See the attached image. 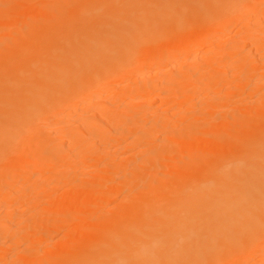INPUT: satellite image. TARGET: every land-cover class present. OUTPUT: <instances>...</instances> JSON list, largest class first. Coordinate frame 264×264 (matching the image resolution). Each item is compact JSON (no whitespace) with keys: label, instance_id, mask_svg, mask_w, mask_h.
Listing matches in <instances>:
<instances>
[{"label":"bare ground","instance_id":"bare-ground-1","mask_svg":"<svg viewBox=\"0 0 264 264\" xmlns=\"http://www.w3.org/2000/svg\"><path fill=\"white\" fill-rule=\"evenodd\" d=\"M46 1L35 5L37 0H15L8 7L1 6L6 10L0 18V46L8 44L10 48H3L6 53L0 56V195L24 172L48 169L51 174L19 181L25 191L14 187L16 195L3 200L7 214L21 213L19 204L23 202L28 206L24 210L36 214L31 223L17 220L13 228L9 221L0 220L10 225L0 231L7 239L0 242V259L8 256L9 247L29 241L28 252L9 255L10 261L4 262L35 264L42 255L39 249L47 248L38 244L40 235L48 236V231L41 234V226L48 225L44 230L50 228L51 233L62 222L73 220L85 233L80 237L74 231L77 241L70 238L75 234L68 235L65 238L71 240L55 244L52 255H43L46 259L38 264H244L255 254H259L255 264H264V93L262 101L245 110L234 108L231 101L254 79L230 88L226 97L210 98L201 115L189 111L179 116L184 124L178 130L173 127L178 115L167 108L171 121L151 120L150 131H144L146 123L141 122L142 117L154 113V100L186 105L189 85H179L178 78L172 76L174 80L161 81L151 73L143 82L131 81L148 67L153 72L152 65L175 62L180 53L193 51L196 42L210 31L230 28L260 0ZM259 24L262 34L257 33L255 42L251 41V48L257 50L264 45V27ZM249 26L254 25L250 22ZM226 48L214 52L222 62L234 56ZM206 54L200 60L194 53L197 59L193 62L204 61ZM182 57L188 60L193 55ZM169 64L174 66L171 71L180 70ZM236 65L242 72L247 68L245 60ZM178 73L176 76L186 80L192 74ZM125 80L129 83L121 88ZM208 80H201L199 87L211 85L213 80ZM116 87L122 94L118 100L102 98ZM228 102L234 109L221 113ZM142 103L151 104L147 110L142 107L144 116L135 120L129 109ZM64 111L78 116L66 117L74 120L71 129L63 126L58 130L59 125H66L67 120L60 119ZM46 121L56 123L58 129L45 128ZM162 129L171 133L162 134ZM33 133L42 142L35 150L28 148L30 156L26 152L27 156H22L20 141L37 140L32 139L36 137ZM114 146L119 148L118 154L110 151ZM137 148L141 150L128 154ZM106 158L110 159L103 170L98 169ZM74 162L97 169L93 175H71ZM6 169L11 171L7 174ZM116 171L123 172L118 183L116 178L112 180ZM5 176L8 179L4 181ZM54 178L75 190L61 192L64 195L55 201V210L49 206L51 209L36 211L41 203L36 188ZM117 194L123 195L120 201L114 200ZM21 196L27 198L18 203ZM114 201V210L104 209ZM81 228L79 232H83Z\"/></svg>","mask_w":264,"mask_h":264},{"label":"rangeland","instance_id":"rangeland-1","mask_svg":"<svg viewBox=\"0 0 264 264\" xmlns=\"http://www.w3.org/2000/svg\"><path fill=\"white\" fill-rule=\"evenodd\" d=\"M15 0H0V18L2 19L3 18V16L5 15V12H3V11H5L6 10V8H4V9H1V8H3V7H1V6H5V7H8L7 5H9V4H11L12 2H14ZM38 2H34L33 4H35V5H39V1H42V0H37ZM43 1H46V0H43ZM57 1H59V0H57ZM56 0H48V2H50V3H55V2H57ZM47 2V1H46ZM3 4V5H2ZM55 4H57V3H55ZM32 5V4H31ZM35 5L34 6H31L30 8L31 9H33L34 7H35ZM52 5V4H51ZM30 6V4L28 5V7ZM30 8H28V9H30ZM251 11H254V12H251ZM248 13V14H247ZM247 13H246V15H249V13L251 14V13H256V14H251V16H249V18H250V20L251 21H249V23H248V25H247V22H248V19L249 18H247V20H246V18L245 17H247L246 15L244 16V17H241V18H239V21H238V19H236V21H235V24H234V22H233V25H231L230 26V28H229V26L227 27L228 29H226V28H221V29H214V30H212V31H210L207 35H205L202 39H199L197 42H196V46L195 47H193V51H192V49L191 50H189V51H187V52H185V54L183 53H180L179 55H181V56H178V57H176L175 58V62L174 61H167V62H169L170 64H174V65H176V67L174 68V69H176L177 68V70L178 69H180L179 71H176L175 72V70H173V71H171V68L172 67H174L173 65H170L169 63H167V62H163V65H161V66H158V65H156V66H154V67H152V66H150V68H153L154 70H153V72H152V69H151V71H149V67H148V70H147V72H141L140 73V75L138 74V75H134L133 76V78L131 79V81L133 80V79H140L141 81H142V79H143V81H145V79L144 78H146V77H150V73H151V75L153 74V78H156V79H160L161 81L162 80H167V79H173L174 80V78H175V80L178 78V84L179 85H182V84H185L186 82L188 83V90H186V92H185V94H188L190 97H189V100L186 102L187 104L186 105H188V106H186V105H180L178 102L179 101H171V102H169V101H166L165 103L167 104H165L164 103V101H163V103H162V100H160V98H157V99H155L154 101H156L155 103H154V107H153V111H154V113L152 114V115H148V116H144V114H142V113H140V112H145L147 109L146 108H148L149 109V106L150 105H147V104H151V103H142V104H138V105H136V109L134 108V106H132V108H130L129 110L130 111H132L131 113H133L134 114V116H132V118H134L135 120H138L141 116H144V117H142V118H147L146 120H148L149 119V122H147V121H145V119L141 122V123H146L145 124V126L143 127V129H145L144 131H146V130H148V131H150L151 130V124H150V122H151V120L153 121V122H158V121H160L161 122V120H162V122H167V121H164L165 119L166 120H170L171 121V119L166 115V110H167V108L169 109L170 108V110L171 111H173V112H176V114L178 115V117L177 118H175L173 121H174V123H173V127L174 128H177V130H178V128L180 129V128H182L183 127V119H181L179 116H183L184 114L185 115H187L186 113L188 112L189 113V111H190V113L192 112V113H199L200 112V110L202 111V110H205V108H206V105H204L207 101H209L210 100V98L212 99V98H214L213 96H215V97H217V96H219V97H221V95L222 96H225L224 94H226V91L228 92L229 91V89L231 88V89H233V88H235V86L237 85V84H239V83H243V82H247L248 80H250V79H254V81H253V79H252V83H250L249 81V88H246L242 93H239V94H237L236 96H235V99H237L236 101L234 100V99H232L231 101H232V103L234 102V104H233V106H235L234 108H238V109H248V108H250V107H253V106H255L257 103H259V101H262L261 99H262V94L264 93L263 91H264V62H262V63H260V61H264V60H262V59H264V45H263V47L262 48H259L258 50H257V48L255 49V48H251V47H253L251 44H253V42H255V40L257 39V37L259 36V35H261L262 34V31L261 30H259V28L261 29V27H257L256 25L257 24H259V22H260V24H261V20H263L264 19V0H260V2L255 6V7H251V8H248L247 9ZM258 14V16H259V14H261V16H262V18H261V20L259 21L258 19H260V18H257V17H255L256 15ZM263 14V15H262ZM6 17V16H5ZM253 17V18H252ZM260 17V16H259ZM244 18H245V20H244ZM1 19H0V21H1ZM241 19H243V20H241ZM253 19L255 20L254 21V23L255 24H252V22H253ZM259 22H258V21ZM247 21V22H246ZM250 22H251V25H254V26H249L250 25ZM257 23V24H256ZM262 23H264V22H262ZM259 24V25H260ZM263 25V27H264V24H261V26ZM262 30L264 31V29L262 28ZM259 31V32H258ZM258 33V36H255L256 34ZM252 37H254V38H252ZM251 41H253V42H251ZM243 43V44H245V45H243V46H240L239 45V43ZM0 44H1V42H0ZM195 44V43H194ZM250 44V45H249ZM262 44H264V40H263V42H262ZM238 45V46H237ZM247 45V46H246ZM3 45H1L0 47H2ZM5 47H2V48H0V56H2V55H5V54H2V52L4 51L3 50V48L5 49V51L6 50H8L9 48H10V46L8 45V44H5L4 45ZM9 46V47H8ZM233 46V47H232ZM246 46V47H245ZM220 47V48H219ZM222 47V48H221ZM227 47V48H226ZM8 48V49H7ZM194 48H195V51H194ZM224 48H226L227 50H230V51H233V54H234V56L232 57V59H228V61L227 62H222L223 61V58H221L220 56V60H218V55L216 56L215 55V53H216V51H217V53L221 50V49H224ZM199 50V51H198ZM4 51V52H5ZM191 52H192V55H193V57H189L188 58V60H189V62H188V60H187V58L185 57L184 59H183V57H182V55H185V56H187L189 53L191 54ZM196 54V55H198V57H202L203 58V54L205 53H207V52H209V54H206V56H205V60H206V62H204L203 60L202 61H200L201 60V57H200V60H197V61H199V62H197V61H194L193 62V60H195V58L197 59V56H194V53ZM213 52V53H212ZM215 52V53H214ZM6 53V52H5ZM213 54V55H212ZM241 54H243V55H241ZM211 55V56H210ZM208 56V57H207ZM243 56V57H242ZM211 57V58H210ZM179 58H181L182 60H179V61H177V59H179ZM208 58V59H207ZM216 58V59H215ZM239 59V60H238ZM187 60V61H186ZM191 60H192V62H191ZM234 60H236L235 61V63H234ZM245 60V64H247V68H246V66L245 67H243V72H242V68H238V64L236 65V63H240L241 61H244ZM247 60V61H246ZM185 61V62H184ZM212 63H211V62ZM239 61V62H238ZM174 62V63H173ZM177 62V63H176ZM204 62V63H203ZM214 62H216V63H214ZM220 62H222V63H220ZM164 63H166V65H164ZM220 63V64H219ZM224 63H226V65L224 64ZM168 64L170 65V66H168ZM178 64H180L179 66H177ZM184 64H186V65H184ZM206 64V65H205ZM223 64V65H222ZM250 64V65H249ZM202 65V66H201ZM172 66V67H171ZM200 66L202 67V68H200ZM205 66V67H204ZM220 66V67H219ZM221 66H222V68H221ZM225 66V67H224ZM170 67V68H169ZM216 67H218V68H221V69H217ZM249 67V68H248ZM182 68V69H181ZM202 69V70H200V69ZM226 68V69H225ZM147 69V68H146ZM199 71H198V70ZM165 70L168 72H165ZM192 70V71H191ZM196 70V71H195ZM241 70V72H238V73H236L237 71H240ZM144 71V70H143ZM195 71V72H194ZM209 71V72H208ZM149 72V73H148ZM181 73V75L182 74H185L186 72H190V73H192V74H194V75H192L191 74V79H190V77H189V79L187 78V80H186V78H184L183 76H176L177 74L176 73ZM198 72V73H197ZM206 72V73H205ZM221 74H220V73ZM146 73V74H145ZM148 73V74H147ZM169 74L170 75V77L167 75V74ZM178 73V74H179ZM196 73V74H195ZM203 75H202V74ZM235 73H236V75H235ZM199 74V75H198ZM154 75H156V76H154ZM202 75V76H201ZM174 77V78H172V77ZM151 77V78H152ZM167 77V78H166ZM177 77V78H176ZM184 79H183V78ZM222 77V78H221ZM249 77V78H248ZM225 78V79H224ZM148 79V78H147ZM208 79H211V80H213V81H211V85H202L201 84V87H199L200 86V81L201 80H206V82H210ZM227 79V80H226ZM248 79V80H247ZM180 80V81H179ZM183 80V81H182ZM225 82H224V81ZM229 80V81H228ZM255 80H256V82H255ZM126 81H128V82H126ZM134 81V80H133ZM136 81V80H135ZM142 81V82H143ZM161 81H159V82H161ZM191 83H190V82ZM199 83H198V82ZM218 82H220V83H218ZM127 83H129V80H125V81H123V83L120 85V87L121 86H124V87H121V88H125L126 87V85H127ZM198 83L199 85H196V84ZM213 83V84H212ZM217 83V85H215ZM231 83V84H230ZM218 84H219V86H218ZM221 84V85H220ZM213 85V86H212ZM140 86H142V85H140ZM194 86H196V87H194ZM206 86H208V87H206ZM211 86V87H210ZM120 87H116V88H114L113 90H110V91H108V95L105 93V94H103L104 95V97L102 96V98H105V100H107V101H109V100H112V99H116V100H118V96H120V95H122L121 94V89H120ZM190 87V88H189ZM213 87V88H212ZM212 88V89H211ZM221 88V89H220ZM196 89V90H195ZM209 89V90H208ZM119 90V91H118ZM219 90H221V91H219ZM234 90V89H233ZM214 91H215V93H214ZM259 91H261V92H259ZM223 92H225V93H223ZM119 93H120V95H119ZM143 93H145L144 91H143ZM213 93V94H212ZM111 95V96H110ZM153 96L154 95H156V93H153L152 94ZM192 96H194L193 98H192ZM226 96H227V94H226ZM225 96V97H226ZM116 97V98H115ZM196 97V98H195ZM238 97V98H237ZM128 101V100H127ZM230 101V100H229ZM256 102V103H255ZM161 103V104H160ZM229 103V105H230V102H228ZM237 103V104H236ZM163 105H164V107H163ZM180 105V106H179ZM198 105V106H197ZM228 104H227V106H225V108H222L221 109V113H226V111H231L232 109H234L233 108V106L232 105H230L229 106ZM186 106V107H185ZM202 106V107H201ZM205 106V107H204ZM240 106V107H239ZM145 108V109H143V108ZM163 107V108H162ZM199 110H198V109ZM191 109V110H190ZM134 110L136 111L137 110V112L135 113L134 112ZM198 110V111H197ZM130 111H129V113H130ZM139 111V112H138ZM128 112H126V114H129ZM189 113V114H190ZM191 113V114H192ZM201 113V112H200ZM199 113V114H200ZM203 113V112H202ZM201 113V114H202ZM70 112L69 111H64L63 113H62V116H60V119L61 118H63V119H61V120H64V122H65V120H67V121H70L69 119H67V118H70L73 114H71V116H70ZM136 114V115H135ZM193 114V115H194ZM195 114V115H196ZM200 114V115H201ZM138 115V116H137ZM193 115H191V116H193ZM64 116V117H63ZM78 116V114L75 116V115H73V117L74 118H76ZM181 116V117H182ZM67 117V118H66ZM150 117V118H149ZM71 119V118H70ZM65 122L66 123V125H59L60 126V128L58 129V125L55 123H49V122H43L44 123V127L45 128H55V129H58V130H60V129H63V126H65L64 128H70L71 129V127L73 126V125H71V124H74V120L73 121H70V122ZM179 121V122H178ZM63 122V123H64ZM161 122V123H162ZM177 122V123H176ZM176 126H175V125ZM178 124V125H177ZM180 124V125H179ZM149 125V126H148ZM71 126V127H70ZM62 127V128H61ZM149 128V129H148ZM69 129V130H70ZM66 130H68V129H66ZM163 130V131H162ZM162 130H160V133L162 132V134H165V133H171L169 130H165V129H162ZM31 136H36V137H34V138H32V139H37V134H35V133H33ZM86 136V135H85ZM84 136V137H85ZM160 138V137H159ZM158 138V139H159ZM29 139L30 138H25V139H23V140H21L20 141V144H19V149L21 150L20 152H22V156H27V152L26 151H28L29 149L28 148H30L31 150H32V148L35 150L36 148L35 147H39L40 145L39 144H41V142H40V140L39 139H37V140H31L30 142L31 143H29V142H27V144L28 145H30V147H28V145L26 144V141H29ZM33 141V142H32ZM86 141H87V139H86ZM88 142V141H87ZM89 143V142H88ZM87 143V144H88ZM125 144L126 143H124V144H122L123 146V148L124 147H126L125 146ZM26 147V148H25ZM30 150V151H31ZM33 150V151H34ZM116 152V154H118L119 153V148H117V147H113V149L111 148L110 149V151L111 152ZM141 149H139V148H137L136 150H134L133 149V151L132 150H128L129 152H128V154L130 155L132 152H136V151H140ZM30 151H28L29 153H30ZM27 153V154H24V153ZM32 152V151H31ZM90 152H92V150L90 151ZM131 152V153H130ZM34 153V152H33ZM32 153V154H33ZM31 154V153H30ZM115 154V153H114ZM29 155V154H28ZM25 156V157H26ZM30 156V155H29ZM122 157V156H121ZM69 159L71 160L72 158L71 157H69ZM109 159L110 158H106L103 162H101L99 165V168L98 169H102L101 167H103V166H105L104 164H106V163H108V161H109ZM69 160V161H70ZM77 165V166H76ZM70 173H71V175H74V174H81V173H87L88 175L89 174H94L95 173V169H97V168H95L94 166H92L91 164H87V166H83V165H80V164H78V163H73V164H70ZM75 167V168H74ZM9 170V169H8ZM45 170V171H44ZM103 170V169H102ZM6 171H7V169H6ZM6 171H4V173H6ZM11 171V170H10ZM10 171H7V174H8V172H10ZM48 169H43V170H37V171H33V172H24V175L22 176V177H20V179L17 181V182H14V183H10V185H9V187H7L6 188V190H5V192L4 191H2V193H1V195H0V220L2 219L3 221H9L10 222V224L12 225L11 227L13 228L14 227V225H15V221H16V223H18V221H22V222H32V217H33V215L34 214H36V212H34V213H30L29 214V212H27L28 210H24V209H27V207L28 206H26V204L23 202L27 197L26 196H21L20 198H18V203H20V202H23V204H25V205H23V204H19V207H20V210H22V212H24V213H19V212H15V213H11V214H7L6 212H5V210L3 209V208H5L6 207V204H5V202H3V200L6 198V197H8L9 195L11 196V195H14L15 193L14 192H16V190L14 189V187L19 191H22L25 187H23L22 185V181L23 180H25V178H28V179H30L31 181L33 180V178H36V177H38L39 175H42V174H47V173H49L48 175H46L47 177L48 176H50V170L48 171ZM79 171V172H78ZM85 171H87V172H85ZM34 172H37L36 174H34ZM117 172V171H116ZM3 173V174H4ZM9 174H11V173H9ZM27 174V175H26ZM31 174V175H30ZM78 174V175H79ZM36 175H38V176H36ZM123 175V172L121 171H118L117 172V174L114 176V179H112L113 180V182H115V178H116V182L118 183V179H120L121 177H123L122 176ZM31 176V177H30ZM33 176V177H32ZM3 176H1V178H2ZM6 178L8 179V177H6L5 176V179H3L4 181L6 180ZM85 179L84 177H79V179ZM36 180V179H35ZM35 180H33V181H35ZM19 181H21L20 183H18ZM53 182H55L56 184H54ZM32 183V182H31ZM30 183V184H31ZM59 183L61 184V185H59ZM63 183V181H60L58 178L56 179V178H54V179H52V180H50V182L49 183H44V184H40L39 185V187H37L36 188V190H37V194H38V199L40 198L41 199V203H39L38 204V206L36 207V211L37 210H41L42 208H44V210L46 211L47 209H51L50 207H53V209L55 208L54 207V204H57V202L60 200L59 198L61 197L62 198V196L64 195V194H67L68 193V190L69 191H72L71 189H74V188H70L69 187V185L68 186H66V183H64V184H62ZM17 184V185H16ZM12 185V186H11ZM32 185V184H31ZM51 185H53V186H51ZM59 187H58V186ZM10 186L12 187L11 188V190H10ZM28 186V185H27ZM22 187V188H21ZM32 187H34V186H32ZM13 189V190H12ZM26 189V188H25ZM10 190V191H9ZM58 192H57V191ZM75 190V189H74ZM14 191V192H13ZM23 191H25V190H23ZM22 191V192H23ZM40 192V193H39ZM64 193V194H62V193ZM73 192V191H72ZM61 194V196H60V194ZM70 193V192H69ZM122 194H123V192H122ZM120 195V194H117L115 197H114V200L116 201V200H118V201H120L121 199H122V197H123V195ZM16 195V194H15ZM57 196V197H56ZM120 196V197H119ZM122 196V197H121ZM24 197H26V198H24ZM54 199V200H53ZM55 201H57V202H55ZM115 201H114V203H109L108 205H107V207L106 208H104V209H109V210H114V208H116L117 206H115V205H117V203H115ZM41 204H42V206H41ZM45 204H47V205H45ZM50 204V205H49ZM51 204H53V206L51 205ZM115 204V205H114ZM4 206V207H3ZM47 206H48V208H47ZM50 206V207H49ZM2 207V208H1ZM21 207H23V208H21ZM39 208V209H38ZM111 208V209H110ZM4 210L3 212H2V210ZM43 210V209H42ZM55 210V209H54ZM103 210V209H102ZM108 210V211H109ZM53 211V210H52ZM99 211H101V209L99 210ZM97 212L96 214H97V216L98 215H100V212ZM104 211V210H103ZM5 212V213H4ZM3 213V214H2ZM56 213V212H55ZM99 213V214H98ZM7 214V215H6ZM16 215V216H15ZM21 215H23V216H21ZM47 215V216H46ZM50 215H52V214H50ZM49 215V216H50ZM13 216V217H12ZM46 216V217H45ZM45 216H44V218H47L48 217V212L45 214ZM7 219H6V218ZM12 219H14V220H12ZM12 220V221H11ZM18 220V221H17ZM68 222V223H67ZM61 223V222H60ZM75 221H73V220H71V222H69V221H66V223L65 222H62L61 224H60V227L59 226H57V229L55 230V232H52L51 231V233H50V231H49V229L50 228H48L46 231L44 230V228H46V227H48V225H44V226H46V227H44L43 225L41 226L42 227V229L43 230H40L41 231V234H42V231H43V233H46L47 231V233H48V236L46 235V236H41L40 234V236L39 237H41L42 239L40 240L39 239V241L40 242H38V244H40V246H41V248L42 249H44L46 246H47V248H45V249H49L48 251L51 253L52 252V249L56 246L55 244H61V243H63L64 242V240H66V241H69V240H71V239H69V240H67V238H65V237H69L70 235H74L75 234V232L74 231H76L77 232V235H79L80 233L83 235V233H85L84 231L85 230H83V228H81L79 225H78V223H76V225H75ZM74 224V225H73ZM10 225H4L3 223H1L0 222V231H3V229H5V228H8ZM79 226V227H78ZM5 227V228H4ZM59 227V228H58ZM75 227V228H74ZM40 228V227H39ZM39 228H37L38 230H39ZM79 228H81L82 230H83V232L81 231V232H79L80 231V229ZM41 229V228H40ZM79 229V230H78ZM37 230V232L39 233V231ZM70 231V233H68ZM36 232V234H38ZM57 232V233H56ZM46 233V234H47ZM51 234V235H50ZM54 234V235H53ZM67 234V235H66ZM69 235V236H68ZM76 235V234H75ZM77 235L76 236H70V238H72V239H74V240H76L77 241V239L79 238V236H78V238H77ZM81 237V236H80ZM45 238H47V239H45ZM77 238V239H76ZM4 240H7V239H5V237L4 236H2V235H0V242L1 241H4ZM45 240V241H44ZM63 240V241H62ZM8 242H10V241H8ZM29 241H24L22 244L20 243V244H17L16 246H12L11 248L9 247L8 248V245H7V248H8V250H6V252H7V254H8V256L9 257H11V256H13L14 254L15 255H17V254H19V253H23V255L26 253V252H28V249H26V247H28L29 245H30V242L28 243ZM43 246V247H42ZM0 247H1V243H0ZM15 247V248H14ZM44 249V250H45ZM44 250H41V249H39V253H41L42 255L41 256H39V255H37V257L39 256L40 257V259H41V262H42V260H45L46 258L43 256V255H52V253L50 254V253H48L46 250V252H44ZM51 250V251H50ZM21 251V252H20ZM44 253V254H43ZM47 255V256H48ZM256 256H254V255H251V256H248V261H247V263L246 264H255L256 263V260L258 261L259 260V254H255ZM8 256L7 257H2L3 258V260H2V258L0 259V264H5V262L4 261H6V263H7V261H10V258H8ZM48 256V257H49ZM254 256V257H253ZM47 257V258H48ZM250 257V258H249ZM256 257L258 258V259H256ZM8 258V259H7ZM36 259H38V258H35V260ZM39 259V260H40ZM39 260H36L35 261V264L38 262L39 263ZM37 263V264H38ZM244 263V264H245ZM41 264V263H40Z\"/></svg>","mask_w":264,"mask_h":264}]
</instances>
